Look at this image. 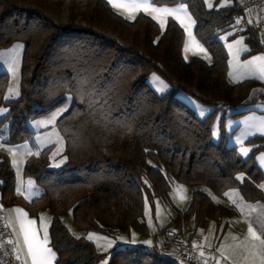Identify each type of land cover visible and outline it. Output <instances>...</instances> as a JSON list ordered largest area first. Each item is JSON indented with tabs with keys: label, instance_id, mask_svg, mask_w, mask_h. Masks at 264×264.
Listing matches in <instances>:
<instances>
[{
	"label": "trees",
	"instance_id": "1",
	"mask_svg": "<svg viewBox=\"0 0 264 264\" xmlns=\"http://www.w3.org/2000/svg\"><path fill=\"white\" fill-rule=\"evenodd\" d=\"M184 1L211 62L184 60V30L170 17L162 28L151 15L139 12L128 18L107 0H0V49L24 42L18 99H4L8 75L0 72V106L8 107L0 118L6 141L31 136L28 119L70 101L56 120L65 162L50 168L44 148L29 154L23 166L24 176L42 187L40 196L25 200L15 192L11 162L0 150L1 196L24 204L31 215L50 210L55 264H97L102 257L92 241L73 236L63 224L60 215L68 209L85 231L115 235L117 225H132L149 234L144 198L170 203L174 181L201 184L218 195L237 187L246 200L264 201L258 185L264 174L253 160L264 149V136L248 140L255 146L246 159L226 143L223 120L219 141L211 137L217 112L253 102L249 93L260 83L227 78L228 55L217 34L233 23L237 5L207 8L204 0ZM243 34L246 54L262 48L256 25ZM152 72L169 83L166 93L150 88L146 80ZM178 92L214 109L201 119ZM179 212L193 216L195 229L214 221L222 232L235 209L195 189ZM108 264L180 263L151 247L132 246L114 249Z\"/></svg>",
	"mask_w": 264,
	"mask_h": 264
},
{
	"label": "rangeland",
	"instance_id": "2",
	"mask_svg": "<svg viewBox=\"0 0 264 264\" xmlns=\"http://www.w3.org/2000/svg\"><path fill=\"white\" fill-rule=\"evenodd\" d=\"M204 3L207 8H212L221 7V5H224L225 3H232V0H204ZM209 3L212 4L211 7L208 6ZM176 5L177 7H186L184 0H181ZM187 12L189 14L188 9ZM156 18L163 28L167 17L158 15ZM238 20L239 23H237ZM175 21L180 25L176 19ZM230 28L240 29L239 14L236 13L234 15V20L230 25ZM17 45H22V47L16 48L15 46ZM23 49L24 42L21 40H15L10 46L0 49V72H5L8 75V83L4 90L5 100L18 99L20 96V67ZM146 81L150 88L158 95L166 93L170 88L169 83L156 72L150 73ZM9 89H13V94L10 95ZM260 94H264V86L256 85L252 87L249 93V98H255L253 102L240 104L234 108H229L224 111H218L211 127L212 140L218 142L220 139L219 126L223 120V128L225 129V134L227 137L226 143H237L238 153L244 159L247 158L249 151L255 146V144L249 142L240 144V139L257 136L256 131H259L260 129V122L258 120H264V118H262L264 115L261 114L262 110L259 108L261 106L259 101L262 99ZM176 95L181 100L185 101L189 106H191L194 109L195 114L201 119L206 117L214 109L213 105L201 103L197 99L184 92H178ZM6 97L9 98L6 99ZM69 106L70 101L68 99L66 102L56 106L50 111L41 113L33 118L28 119L27 126L32 132V135L17 143H10L6 141L5 127L0 128V150L5 152L9 157L14 172V184H16V189L21 187L27 198L35 195L34 190L39 189L42 191V187L39 184L35 183L32 178L26 177L23 174V166L29 154H37L42 149L48 148L50 168H58L65 162V156L63 154L64 142L62 135L56 126V120L65 111L57 115L54 122H45L52 113L57 112L58 109L66 108L67 110ZM0 110H6L0 113L1 118L7 114L8 107L2 105L0 106ZM260 126L262 129L260 131H264V125ZM242 148L248 149L246 155L241 151ZM7 149H13L14 151L9 152ZM238 177H242V175H239ZM29 181L32 182L31 186L29 185ZM180 186H182V188ZM195 189H203L212 198L217 196L216 193L204 185L187 184L174 181L169 192L170 203H165L158 197H154L152 201H149L148 198L145 197L144 221L150 230L149 234L141 233L136 227L132 225L129 227L117 225V233L115 235H106L95 231H85L84 229L75 225L71 209L64 211L60 215V218L73 236H83L88 239L89 234H92L93 238L88 240L92 241L95 244L97 251L102 254V257L99 258L97 264H108L114 249L132 246L149 248L154 242L153 234L158 229L166 228L168 230L174 231L182 235L184 239L189 236V233H196L193 216L191 214L179 212V210L186 209L191 193ZM181 197L184 198L182 199ZM41 212L43 221H45L47 217V222H51L50 210L48 208H44ZM207 228V233L205 236H203V238L208 245L216 246V243L222 235V232L215 230L216 224L214 221H212L211 225H209ZM133 241L135 242L133 243ZM109 242H111V246H109Z\"/></svg>",
	"mask_w": 264,
	"mask_h": 264
},
{
	"label": "crops",
	"instance_id": "3",
	"mask_svg": "<svg viewBox=\"0 0 264 264\" xmlns=\"http://www.w3.org/2000/svg\"><path fill=\"white\" fill-rule=\"evenodd\" d=\"M109 3V0H107ZM132 0H113V3L115 4H126L130 3ZM238 0H232V3H229L227 5L236 4L237 5ZM112 7L113 5L109 3ZM177 4V3H176ZM176 4L169 5V4H156L152 3V7L156 8H178ZM117 12L121 13L122 15L132 18L139 12H144L152 17H155V19L160 14L152 13L150 11L145 10H137L133 12H129L125 10L124 8L120 7H113ZM163 16V15H162ZM167 18H173V16H165ZM166 18V19H167ZM181 19H183V14H181ZM181 19H176L180 25L182 26L184 30V43L182 47V55L184 60L188 61L193 57H200L206 62H211L212 55L207 49V47L198 39L194 32V23L191 24L190 29L186 30V26L188 25L187 20H183V23L181 22ZM175 20V18H174ZM193 21V19L191 18ZM257 18H252L251 22L248 26L251 25H258L256 24ZM159 22V21H158ZM247 26H244L240 21V29L237 28H230V26L222 31H220L217 34V38L222 42L224 45L226 51H227V62H228V70H227V78L228 81L231 83L239 82L243 79H255L260 81L257 85L264 86V79L259 78V73L256 72L251 66H245L248 61L253 60L254 57L258 56H264V44H262L259 40H257L258 44L261 45V49L257 50L252 53H247L249 46L245 39V35L243 34V31L245 30ZM189 31L191 32V36L195 38V41L198 43L199 47H197V44L192 43L190 41L189 37ZM243 38L242 44H237L236 41ZM203 48L204 51H201L200 48ZM247 49V50H245ZM256 86V85H255ZM260 107L261 108V114L264 115V94H260ZM264 118V117H262ZM260 125H264V120H258ZM259 125V131H256L257 136H264V131H260L261 126ZM220 128V126H219ZM233 135V134H232ZM234 137V135H233ZM252 138V137H251ZM250 137L241 138L240 144L247 143ZM227 140V137H226ZM250 143V142H249ZM228 145H233L238 149L237 143L230 142ZM253 149V148H252ZM251 149V150H252ZM251 150L248 153V156L251 152ZM238 151V150H237ZM247 156V157H248ZM246 159V158H245ZM253 160L255 164L260 169L261 173L264 174V149H261L257 151L254 156ZM31 178V177H29ZM35 182V181H34ZM36 183V182H35ZM258 185L261 187L264 185V178H262ZM264 189V187H261ZM212 191V190H211ZM15 192L17 193L16 184H15ZM23 194L21 195L25 200H32L42 194V191L39 189L34 190V194L32 197L26 198L24 191H22ZM228 194V195H226ZM214 198V197H213ZM212 198V199H213ZM216 202H224L235 209V214L232 216H226L225 220L228 221L227 227L222 231V235L218 239V242L215 245H208L207 242H205V239L203 236L207 233V227L211 225L212 221L208 224L206 227H198L196 228V233H189V236L185 239L193 248V250L202 258H209L213 260L215 264H259V259L252 256V253L257 251V249H254L252 245L259 246V241L253 239L248 234V228L249 224H251L254 232L261 237V239H264V209L257 208L255 210L249 209L248 205H261L264 206V201L262 200H246L242 194L240 193V190L237 187H230L226 189L222 195H218L214 198ZM239 205V207H238ZM21 208L28 214V218L31 220H35L36 223L32 227H35L37 230L41 229V211L44 209H40L37 215H31L27 208L24 206V204L19 202L9 203L8 199L2 198L0 193V209L5 221V224L7 222V219L9 217V213L7 210L13 209V208ZM215 223V222H214ZM49 225L50 222L44 221V226L47 228V233L49 237ZM14 226V224H13ZM159 230V229H158ZM216 230V228H215ZM8 234L10 238H13L12 236V227H7ZM217 231V230H216ZM155 233V232H154ZM39 235H43L42 231L38 232ZM154 235V234H153ZM182 236V235H181ZM193 240V241H192ZM153 244V243H152ZM195 245V246H194ZM241 245H246L245 247H242ZM53 252L55 253V259L52 261V264H55L56 261V252L50 245V238H49V245H48ZM151 246V245H150ZM201 252H203V256H201ZM111 257V256H110ZM109 263V262H108Z\"/></svg>",
	"mask_w": 264,
	"mask_h": 264
},
{
	"label": "snow or ice",
	"instance_id": "4",
	"mask_svg": "<svg viewBox=\"0 0 264 264\" xmlns=\"http://www.w3.org/2000/svg\"><path fill=\"white\" fill-rule=\"evenodd\" d=\"M109 3H111L113 7L124 8L130 13L137 10H145L163 16L171 15L175 19H181V14H183V19H181V22L183 23V20L188 21L186 30L190 29L191 24L194 23V21L191 20L190 14H188L187 12V8L184 6L178 8H156L151 6L152 3H154V0H132V2L130 3L119 4V5L113 3V0H109ZM208 6L211 7L212 4L209 3ZM221 6H228V5L227 3H225L224 5ZM237 23H239V20L237 21ZM189 37H190V41L192 43L197 44V47H199L198 43L195 41V38L191 36L190 31H189ZM236 43L242 44L243 38L237 40ZM15 47L20 48L22 47V45H17ZM200 50L204 51L202 47L200 48ZM245 66H251L256 72L259 73V78L264 79V56L254 57L253 60L248 61ZM9 93L10 95L13 94V89H9ZM8 98L9 97H6V99ZM3 111L6 110H0V113H2ZM63 111H66V108L58 109L57 112L51 114V116L48 118V120L45 123L54 122L56 116ZM7 151L13 152L14 150L7 149ZM241 151L246 155L248 149L242 148ZM238 178L242 179V177H238ZM31 183L32 182L29 181L30 186ZM180 187L182 188V186ZM261 187H264V185H262ZM17 194H23L21 187L17 188ZM181 198L183 199L184 197ZM247 207L251 210H255L257 208L264 209V206L261 205H248ZM7 211L9 213V217L7 219L5 226L12 227L13 238L8 239L6 243L12 245V250L13 253L15 254V259L19 262V264H52V261L55 259V253L48 246L49 237L47 233V228L44 226L43 217L41 216L40 218L41 229L37 230L35 227H32L33 225H35L36 221L29 219L27 212H25L23 209L16 207L13 209H9ZM0 219H2V217H0ZM39 231H42L43 233L42 236L38 234ZM248 234L253 239L259 241V246L252 245L254 249H257V251L252 253V256L254 257V259L255 258L259 259V264H264V239H261V237L254 232L251 224H249ZM92 238H93L92 234H89L88 239H92ZM134 242L135 241H133V243ZM109 246H111V242H109ZM241 246L246 248V245H241ZM201 256H203V252H201ZM0 264H2V262H0Z\"/></svg>",
	"mask_w": 264,
	"mask_h": 264
},
{
	"label": "built area",
	"instance_id": "5",
	"mask_svg": "<svg viewBox=\"0 0 264 264\" xmlns=\"http://www.w3.org/2000/svg\"><path fill=\"white\" fill-rule=\"evenodd\" d=\"M237 14L244 26H248L252 18H257L258 37L264 44V0H238ZM0 262L2 264H19L15 259L12 245L6 243L10 236L5 226V221L0 210ZM154 242L150 246L155 251L168 256L180 264H215L209 258L200 257L192 246L179 234L165 229L154 233Z\"/></svg>",
	"mask_w": 264,
	"mask_h": 264
}]
</instances>
